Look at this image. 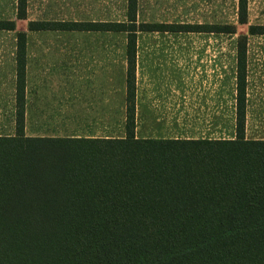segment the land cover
<instances>
[{
  "label": "trees",
  "instance_id": "16d2710c",
  "mask_svg": "<svg viewBox=\"0 0 264 264\" xmlns=\"http://www.w3.org/2000/svg\"><path fill=\"white\" fill-rule=\"evenodd\" d=\"M136 5L127 0L123 22H28L126 33L123 137L25 135L26 32H16L15 133L0 136V264H264V139L244 136L247 35L236 40L233 138L136 137L137 31L207 29L137 22ZM16 6L25 19L26 0ZM247 21V0H237V22Z\"/></svg>",
  "mask_w": 264,
  "mask_h": 264
},
{
  "label": "rangeland",
  "instance_id": "374dc122",
  "mask_svg": "<svg viewBox=\"0 0 264 264\" xmlns=\"http://www.w3.org/2000/svg\"><path fill=\"white\" fill-rule=\"evenodd\" d=\"M248 21L237 22V0H137V22L164 24H200L207 29L194 31H137L136 63L138 68V88L141 104L151 99L144 95L147 88H221L229 99L235 89L234 69L236 68V40L240 34L247 35L246 79L250 91L260 95L264 102V34H249V24H264V0H247ZM127 0H26L25 19L17 18L16 0H8L7 20H13L14 29L1 32L0 39L8 42L9 53V109L8 133L12 129L13 107L11 86V62L14 57L16 32L25 31L27 41H52L57 44V57L50 63L67 66L66 76H75L73 68L78 67L79 84H67L70 88H96L117 90L118 97H105L106 104L91 112V108L77 107L69 113L60 111L50 114L55 132L64 128H74L77 132L96 133L123 137L125 135L124 77L126 70V33L104 30H28V22L38 21H78V22H123L126 21ZM5 17L0 18L4 20ZM232 24L235 32L209 31L208 26ZM183 66V74L176 73L175 67ZM219 66L220 72L195 71L192 67ZM168 70L161 75L159 68ZM191 71V72H187ZM59 78L63 74L56 73ZM181 75V76H180ZM179 77H184L180 82ZM225 78L219 85V79ZM58 85H60L58 83ZM57 85V87H58ZM63 85V84H62ZM87 99V98H85ZM92 99V98H91ZM100 99V98H97ZM141 106V107H142ZM264 108V107H263ZM158 117L138 110L135 115L134 134H167V129L175 128L174 121L154 123L150 119ZM163 115L162 117H168ZM219 116V115H216ZM221 116V115H220ZM229 124V120H231ZM72 118V120H70ZM225 136H234L233 118L226 113ZM146 119V120H145ZM137 120V123H136ZM3 123V114H2ZM185 126V125H184ZM57 129V130H56ZM61 130V131H60ZM31 125L27 132H31ZM246 131L248 137L264 138V112L248 113Z\"/></svg>",
  "mask_w": 264,
  "mask_h": 264
},
{
  "label": "crops",
  "instance_id": "0c3cea01",
  "mask_svg": "<svg viewBox=\"0 0 264 264\" xmlns=\"http://www.w3.org/2000/svg\"><path fill=\"white\" fill-rule=\"evenodd\" d=\"M8 16V0H0V18ZM4 20H0L4 21ZM7 31L0 27L1 32ZM136 47V44H135ZM14 57L11 62V86H12V129L15 131L14 113L15 103V43ZM57 44L52 41H27L25 43V88H24V126L23 132L27 136H59V137H114L110 135H97L96 133L77 132L74 128H64L62 132H55L52 126L47 122L50 121V114L60 111L77 113L74 108L84 107L91 108V112H96L98 108L106 105L103 102L105 97H118L117 90H104L96 88H70L66 86L71 83H80L78 75V67L75 70V76L68 78L65 74L67 66H57L52 62L57 56L55 49ZM246 46V53H247ZM126 60V59H125ZM247 61V58H246ZM136 63V58H135ZM138 66V65H137ZM135 67V115L138 110L143 108L144 111L152 114H159L158 117H152L150 120L154 123L165 121H174L175 128L167 129V134L144 135L140 138H203V139H220L233 138L235 136V89L233 97L228 93L229 99L226 100V94L221 88H147L144 95L150 97L141 104V91L138 88V68ZM183 66L175 67L176 73L183 74ZM195 71H218L221 67L217 66H199L192 67ZM126 71V70H125ZM158 73H166L168 70L159 68ZM63 74V78H59L56 73ZM191 72V71H187ZM236 68L234 69V80L236 81ZM181 76V75H180ZM184 77H179V81L183 82ZM225 78L219 79V85L223 83ZM58 83L60 85H58ZM63 84V85H62ZM58 85V87H57ZM125 87V77H124ZM256 91H250L248 88V80L246 79V100H245V126L244 136L247 139H264L258 137H248L246 131L247 114L264 112V102L259 100L260 95ZM87 98V99H85ZM92 98V99H91ZM100 98V99H97ZM142 106V107H141ZM124 107H125V90H124ZM8 109H9V53L8 42L0 39V136L13 135L8 133ZM234 111L233 126L234 136H225L226 126L225 120L220 118ZM73 113V114H74ZM3 114V123H2ZM168 117H162L163 115ZM219 115V116H216ZM221 115V116H220ZM72 120V118H70ZM146 120V119H145ZM232 121V117L231 120ZM137 123V120H136ZM31 125V132H27ZM185 125V126H184ZM57 130V129H56ZM61 131V130H60ZM136 137H138L135 134Z\"/></svg>",
  "mask_w": 264,
  "mask_h": 264
}]
</instances>
